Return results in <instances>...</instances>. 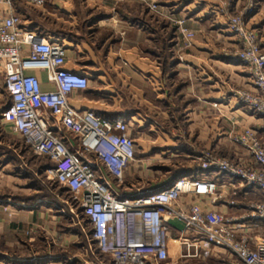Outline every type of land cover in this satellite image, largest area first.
Masks as SVG:
<instances>
[{
	"label": "crops",
	"instance_id": "1",
	"mask_svg": "<svg viewBox=\"0 0 264 264\" xmlns=\"http://www.w3.org/2000/svg\"><path fill=\"white\" fill-rule=\"evenodd\" d=\"M229 1L228 7L236 11L248 4V0ZM254 1L249 25L259 32L264 52V0ZM151 4H157V9L152 10ZM220 6L223 0H50L33 16L17 11L25 20L40 24L34 27L46 37L65 45L66 69L89 77L87 89L70 95L72 106L131 124L137 162L127 169L123 183L96 154L79 157L94 164L120 196H135L191 176L195 163L183 169L180 163L170 162L176 158L192 156L198 164L205 150L236 158L241 152L233 147L230 135L245 127L257 129L264 141V119L241 106L233 94L253 86L247 70L230 59L233 40L226 19L216 11ZM181 22L194 33L189 44L180 33ZM33 73L44 90H55L45 71ZM185 127L189 135L182 131ZM64 141L72 152L77 151L73 134L67 133ZM210 178L220 183L224 193L229 191L225 177L210 174ZM44 200L4 203L0 199V263L100 264L98 251L77 225L80 218L70 202L66 205L73 214L68 215L71 225L63 228L64 209L51 210L43 206ZM198 201L193 195L185 196L177 208L187 210ZM201 201L208 209L236 213L223 203ZM167 227L169 253L179 252L172 241L181 236L184 223L170 217ZM185 259L195 264H229L214 255Z\"/></svg>",
	"mask_w": 264,
	"mask_h": 264
},
{
	"label": "built area",
	"instance_id": "2",
	"mask_svg": "<svg viewBox=\"0 0 264 264\" xmlns=\"http://www.w3.org/2000/svg\"><path fill=\"white\" fill-rule=\"evenodd\" d=\"M22 1L41 8L50 0ZM255 6V1L250 0L244 9L233 14L226 4L218 8V13L227 17V29L238 45L230 59L240 63L252 80L253 88L237 89L234 97L241 106L264 119V52L259 32L249 25ZM150 8L156 10L157 4ZM179 27L189 44L194 33L182 22ZM66 63L62 42L25 26L22 15L14 8V0H0V69L10 98L1 110V121L10 124L36 155L50 162L44 172L48 180L66 189L77 202L72 210L80 218L76 223L91 248L98 251L100 264L166 261L170 217L184 223L181 236L172 241L180 256L214 255L226 258L229 264H264V141L257 129L245 127L230 135L233 147L241 152L236 158L205 150L191 176L178 177L171 185L135 196H120L94 164L79 157L96 154L110 174L123 183L127 169L137 162L131 124L72 106L70 95L87 89L90 79L66 69ZM34 71H45L55 90H44ZM67 133L77 139L76 152L64 141ZM210 174L225 177L224 185L229 191L224 193ZM190 195L199 201L187 210L178 209L177 203ZM205 199L212 205L223 203L236 209V213L208 209L201 201Z\"/></svg>",
	"mask_w": 264,
	"mask_h": 264
},
{
	"label": "rangeland",
	"instance_id": "3",
	"mask_svg": "<svg viewBox=\"0 0 264 264\" xmlns=\"http://www.w3.org/2000/svg\"><path fill=\"white\" fill-rule=\"evenodd\" d=\"M1 1L4 2V0ZM228 2L230 1L223 0V5L228 4ZM248 2H250V0H248ZM14 5L16 11H19L23 14L28 13L29 15L33 16V14L35 15V12H37L36 8L28 6L22 0H14ZM216 11L218 13V8ZM238 12L239 9H237V11L232 10L231 13L236 14ZM222 16L227 21V17L225 15ZM22 17L25 26L34 27L40 25L33 24L25 20L27 18L24 19V15H22ZM228 34L230 35L229 31ZM232 40V46L234 47L232 48V52H235V50L238 49V45L235 43L233 38ZM3 79L4 75L0 69V199L4 203H8L10 200L19 203H27L26 199H31L32 196L37 193V191H40V189L43 190L45 188L47 191L51 192V196L42 201L43 206H51V210H57L58 207H62L67 214H62L64 218L61 222V226L63 228L70 227L71 218L68 215L72 216L73 214L69 212V207L66 205V202L68 200L73 206V209L76 205H78L77 202L69 192L60 188L54 180H48L47 174H45V172H40L39 165H50V162L47 160V158L36 155L33 150L24 143L23 139L17 133L11 131V125L1 121V110L5 107V105L10 103V98L3 86ZM195 130L196 135L200 134L198 128ZM182 131H188L187 134H190V129H187L186 127L183 128ZM199 146L202 148V144H199ZM170 162L177 165L180 163L179 165H181L182 168L188 164L195 163V170H197V159L193 158L192 156L188 158H176ZM155 163H157V161H155ZM262 229L264 234V226ZM181 257L182 256L179 255L177 250H173L169 253L168 259L163 264L196 263L195 260Z\"/></svg>",
	"mask_w": 264,
	"mask_h": 264
},
{
	"label": "trees",
	"instance_id": "4",
	"mask_svg": "<svg viewBox=\"0 0 264 264\" xmlns=\"http://www.w3.org/2000/svg\"><path fill=\"white\" fill-rule=\"evenodd\" d=\"M48 167H50V165H49V166H47V165H45V166H41V165H39V170H40V172L42 173V172H44V170H45L46 168H48ZM62 189H63V188H62ZM65 190H66V189H65ZM50 196H51V192H50V191H47V190L44 188L43 190L40 189V191H37V193H35V195L32 196L31 199H26V202H29V201H37L38 199H46V198H48V197H50ZM120 220H122V219H120ZM119 234H120V237H121V239H122V233L119 232Z\"/></svg>",
	"mask_w": 264,
	"mask_h": 264
}]
</instances>
